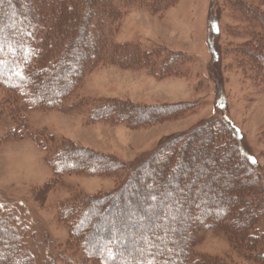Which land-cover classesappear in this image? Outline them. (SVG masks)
<instances>
[{
  "label": "rangeland",
  "instance_id": "rangeland-1",
  "mask_svg": "<svg viewBox=\"0 0 264 264\" xmlns=\"http://www.w3.org/2000/svg\"><path fill=\"white\" fill-rule=\"evenodd\" d=\"M31 1L36 6L45 2ZM128 1L111 28L112 41L135 46L141 53L153 52L157 57L156 61L152 59L154 74L135 63L106 58L84 73L73 91L55 107L33 106L27 94L13 93L0 85V218L16 231L18 257H27L28 264H87L82 249L71 245L73 239L77 240L72 237L77 221L65 217L64 210L85 209V199L115 192L132 167L146 162L168 141L201 125L225 122L235 131L237 146L248 154L258 177L261 192L249 196L251 201L259 200L254 208L259 211L258 217L253 221L258 237L254 242L239 244L227 223L207 222L189 235L187 256L190 264L199 259L220 264H264V68L255 61L259 59L256 44L264 41V26L242 16L243 9L235 4L239 0ZM18 8L14 5L7 10L9 19ZM257 8L264 11V5ZM32 22L37 18L29 24ZM14 29L9 26L3 31ZM252 32L261 35V40H253ZM89 39L90 54L83 61L98 49L95 40ZM25 56L17 54L15 58ZM166 56L175 58V62L164 74L159 66ZM39 65L47 64L43 61ZM9 77L0 67V79ZM106 101L158 108L170 114L161 116L157 124L135 128L106 119L92 121L90 109ZM177 106L180 111L176 114L171 107ZM67 146L85 155L109 157L124 167L115 174L55 175L48 159ZM197 166L191 162L184 168L182 187L193 174H198L195 190L205 180ZM137 181L141 183L140 178ZM137 193L128 185L122 197L133 204L130 197ZM193 198L201 197L195 193ZM173 202L177 205L180 201ZM135 213L113 201L100 220L108 223L118 219L122 223ZM85 217L80 230L95 220L93 212ZM137 220L141 222L144 217L139 214ZM109 236L112 241L120 238L118 247L125 246L124 238L139 239L138 230L128 224L126 231H114ZM97 239L100 249L105 248L103 235Z\"/></svg>",
  "mask_w": 264,
  "mask_h": 264
},
{
  "label": "trees",
  "instance_id": "trees-1",
  "mask_svg": "<svg viewBox=\"0 0 264 264\" xmlns=\"http://www.w3.org/2000/svg\"><path fill=\"white\" fill-rule=\"evenodd\" d=\"M98 1L99 9L96 8ZM128 2L45 0L36 6L31 0H0V67H4L10 75L8 79H0V85L13 93L27 94V100L33 106L55 107L70 90L73 91L84 73L106 58L128 65L135 63V66L153 73L155 63L152 59H157L153 52L150 55L141 53L135 46L112 41L111 28L118 19L119 10ZM235 4L246 9L242 10L243 17H252L260 27L264 26V11L257 8L264 5V0H252L251 4L239 0ZM14 5L19 7L18 11L9 19L7 10ZM35 18L37 22L29 24ZM9 26L16 29L9 33L3 31ZM251 36L256 41L262 38L253 32ZM89 38L95 40L98 49L90 59L83 61L90 54ZM256 45L260 60L255 61L264 68V41ZM209 49L214 55L211 42ZM17 54L27 56L16 59ZM43 61L47 65L41 67L39 64ZM173 62L175 58L164 57L159 70L167 74V66ZM171 109L176 114L180 111L178 106ZM90 112L92 121L106 119L131 128L157 124L161 116L169 113L159 112L158 108L115 101L101 103ZM237 142L235 131L225 122H211L163 144L146 162L130 169L129 176L118 190L85 199V209L69 207L64 210L65 217H73L77 221L72 229V237L77 240L73 239L71 245L82 249L81 256L87 264H190L186 248L189 235L211 221L224 222L232 227L233 238L239 244L254 242L258 235L253 221L259 212L254 208L259 200L251 201L249 196L261 191L252 160L246 152H242ZM151 160L156 161L148 165ZM48 162L55 175L80 172L88 175L115 174L124 167L114 159L85 155L72 146L55 152ZM191 162H196L206 177L197 190L194 187L198 174H193L184 188L181 184L184 168L189 167ZM128 185L139 192L130 197L133 204L122 197ZM195 193L201 198H193ZM171 196L180 202L174 205ZM113 201L136 213L122 223L118 219L102 223L100 217ZM155 202L159 206L155 207ZM164 202L167 211L163 207ZM148 208L152 209L148 211ZM121 211L123 209H119ZM90 212L94 213L95 220L89 221L90 224L88 222L80 230L79 224ZM139 214L144 217L141 222L137 220ZM127 224L138 230L139 239L124 238L122 243L125 246L118 247L120 238L112 241L109 233L111 235L115 231L121 234L126 231ZM152 226H155L154 230H151ZM99 235H103V249H100L97 239ZM18 242L15 229L0 218V264H28L30 260L27 257H18ZM195 264L220 262L199 259Z\"/></svg>",
  "mask_w": 264,
  "mask_h": 264
}]
</instances>
